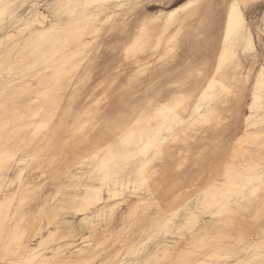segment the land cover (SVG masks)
Here are the masks:
<instances>
[{
    "label": "snow or ice",
    "instance_id": "6c2138e0",
    "mask_svg": "<svg viewBox=\"0 0 264 264\" xmlns=\"http://www.w3.org/2000/svg\"><path fill=\"white\" fill-rule=\"evenodd\" d=\"M0 264H264V0H0Z\"/></svg>",
    "mask_w": 264,
    "mask_h": 264
}]
</instances>
